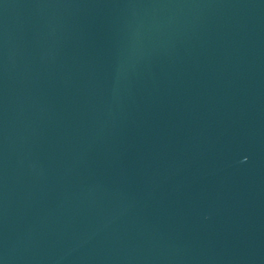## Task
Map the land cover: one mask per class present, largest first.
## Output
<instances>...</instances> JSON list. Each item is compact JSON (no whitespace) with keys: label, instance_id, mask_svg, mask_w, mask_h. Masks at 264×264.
<instances>
[{"label":"water","instance_id":"water-1","mask_svg":"<svg viewBox=\"0 0 264 264\" xmlns=\"http://www.w3.org/2000/svg\"><path fill=\"white\" fill-rule=\"evenodd\" d=\"M0 264H264V0H0Z\"/></svg>","mask_w":264,"mask_h":264}]
</instances>
